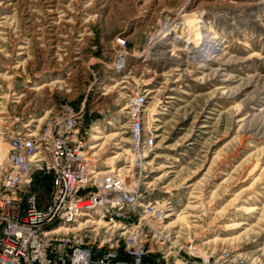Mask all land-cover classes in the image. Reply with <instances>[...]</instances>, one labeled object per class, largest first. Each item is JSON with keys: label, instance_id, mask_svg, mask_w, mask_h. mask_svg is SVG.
Instances as JSON below:
<instances>
[{"label": "rangeland", "instance_id": "rangeland-1", "mask_svg": "<svg viewBox=\"0 0 264 264\" xmlns=\"http://www.w3.org/2000/svg\"><path fill=\"white\" fill-rule=\"evenodd\" d=\"M139 92L136 161L127 105ZM62 113L75 114L97 171L133 163L154 207L129 219L146 264H264V0H0V140ZM46 175L32 186L43 201ZM78 225L63 235L132 258L104 220Z\"/></svg>", "mask_w": 264, "mask_h": 264}, {"label": "built area", "instance_id": "built-area-1", "mask_svg": "<svg viewBox=\"0 0 264 264\" xmlns=\"http://www.w3.org/2000/svg\"><path fill=\"white\" fill-rule=\"evenodd\" d=\"M119 42L125 44L123 38ZM115 66H125L122 54ZM145 103L146 96L139 92L127 105L132 159L136 161L145 154ZM75 117L62 113L36 131L10 136L6 146L0 140V264H146L147 243L140 230L129 226V219L154 207L143 200L133 163L109 172L97 171ZM36 172L51 175L47 201L32 187ZM102 220L112 231H121L131 259L122 258L114 248L98 256L92 248L63 235L67 232H57L62 226ZM165 264L228 263L205 254Z\"/></svg>", "mask_w": 264, "mask_h": 264}, {"label": "bare ground", "instance_id": "bare-ground-1", "mask_svg": "<svg viewBox=\"0 0 264 264\" xmlns=\"http://www.w3.org/2000/svg\"><path fill=\"white\" fill-rule=\"evenodd\" d=\"M197 22V21H196ZM200 30H202L205 34H207L208 33V30H206V27L204 26V24L201 22V20L199 21V27H198ZM168 33V32H167ZM206 37V36H205ZM217 42V41H216ZM216 45H218V43H215V42H213V44L210 46L211 48H210V50L209 51H214V47H218L219 48V46H216ZM98 146V145H97ZM96 146V147H97ZM95 146H93V147H91V148H94ZM96 154V153H95ZM93 157V156H92ZM2 158H3V153H1V155H0V161L2 160ZM93 160V162H94V159H92ZM111 168H116V167H111ZM123 168V167H122ZM110 170H113V169H109L108 170V172L110 171ZM102 172H107V171H102ZM152 203L150 202V205H151ZM101 213H103V212H101ZM100 216V215H99ZM165 216H167V215H165ZM93 222V224L94 223H100V221L99 222H97V221H92ZM81 225H85L84 223L83 224H81ZM76 228H78V227H65V226H62V227H60V229H58L57 230V232H61V231H65V232H68V231H70V230H72V229H76Z\"/></svg>", "mask_w": 264, "mask_h": 264}, {"label": "trees", "instance_id": "trees-1", "mask_svg": "<svg viewBox=\"0 0 264 264\" xmlns=\"http://www.w3.org/2000/svg\"><path fill=\"white\" fill-rule=\"evenodd\" d=\"M39 179H40V181H43V183H45V181L47 182V181L51 180L50 176H47V175L46 176H40Z\"/></svg>", "mask_w": 264, "mask_h": 264}, {"label": "crops", "instance_id": "crops-1", "mask_svg": "<svg viewBox=\"0 0 264 264\" xmlns=\"http://www.w3.org/2000/svg\"><path fill=\"white\" fill-rule=\"evenodd\" d=\"M58 82V81H57Z\"/></svg>", "mask_w": 264, "mask_h": 264}]
</instances>
